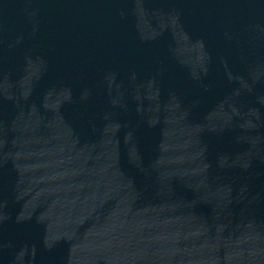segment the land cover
Instances as JSON below:
<instances>
[{"label": "water", "instance_id": "water-1", "mask_svg": "<svg viewBox=\"0 0 264 264\" xmlns=\"http://www.w3.org/2000/svg\"><path fill=\"white\" fill-rule=\"evenodd\" d=\"M0 264H264V0H0Z\"/></svg>", "mask_w": 264, "mask_h": 264}]
</instances>
